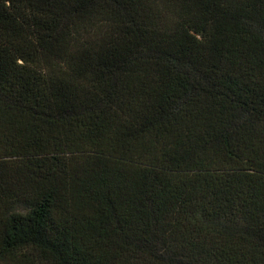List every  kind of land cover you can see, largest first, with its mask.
Wrapping results in <instances>:
<instances>
[{
	"label": "trees",
	"instance_id": "16d2710c",
	"mask_svg": "<svg viewBox=\"0 0 264 264\" xmlns=\"http://www.w3.org/2000/svg\"><path fill=\"white\" fill-rule=\"evenodd\" d=\"M0 264H264V0H0Z\"/></svg>",
	"mask_w": 264,
	"mask_h": 264
}]
</instances>
